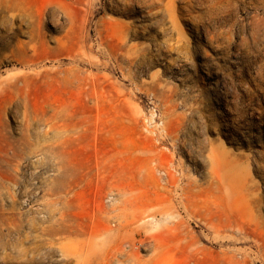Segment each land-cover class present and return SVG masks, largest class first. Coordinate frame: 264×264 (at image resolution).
I'll return each instance as SVG.
<instances>
[{
    "label": "rangeland",
    "instance_id": "374dc122",
    "mask_svg": "<svg viewBox=\"0 0 264 264\" xmlns=\"http://www.w3.org/2000/svg\"><path fill=\"white\" fill-rule=\"evenodd\" d=\"M124 219L148 264H264V0H0V264Z\"/></svg>",
    "mask_w": 264,
    "mask_h": 264
},
{
    "label": "bare ground",
    "instance_id": "6f19581e",
    "mask_svg": "<svg viewBox=\"0 0 264 264\" xmlns=\"http://www.w3.org/2000/svg\"><path fill=\"white\" fill-rule=\"evenodd\" d=\"M24 81L22 80L21 83H24ZM138 222H140V220L124 219L118 224L120 230L114 233H112L109 228H104L102 232L98 234L91 232L88 233L86 241L83 242V246L86 247L84 257L81 261L80 259H76V262L79 264H148L150 261L148 263L144 262L137 256V252L135 253L134 251H131L134 245L142 244V242L135 241L134 239V236L137 234V231H135V225ZM80 233H82V231L79 229V226L74 224L72 221L70 225H68L67 229L63 228L64 239L66 240L64 243L66 255L74 258L82 256V252H80L82 245L81 240L76 239V237H80L82 235ZM102 234L109 235L108 248L102 247L98 253H93L91 249L94 245H92L91 241L94 237Z\"/></svg>",
    "mask_w": 264,
    "mask_h": 264
},
{
    "label": "built area",
    "instance_id": "2783aa9c",
    "mask_svg": "<svg viewBox=\"0 0 264 264\" xmlns=\"http://www.w3.org/2000/svg\"><path fill=\"white\" fill-rule=\"evenodd\" d=\"M147 122H148V120H147Z\"/></svg>",
    "mask_w": 264,
    "mask_h": 264
}]
</instances>
